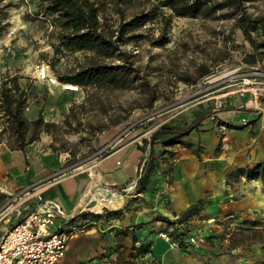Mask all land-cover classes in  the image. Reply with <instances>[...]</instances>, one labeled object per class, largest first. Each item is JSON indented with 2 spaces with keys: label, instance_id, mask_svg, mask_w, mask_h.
Segmentation results:
<instances>
[{
  "label": "crops",
  "instance_id": "0c3cea01",
  "mask_svg": "<svg viewBox=\"0 0 264 264\" xmlns=\"http://www.w3.org/2000/svg\"><path fill=\"white\" fill-rule=\"evenodd\" d=\"M39 110L30 105L24 116L32 120ZM215 117L217 127L209 122L213 118H207L185 139L201 147L204 160L200 163L189 150L174 147V158L154 172L142 194L134 193L143 157L138 146L160 124L127 132L93 167L67 175L58 176L60 160L44 151L50 143L46 134L45 138L40 136L44 148L30 146L28 152L5 150L0 154V197L40 183L37 192L62 214L51 231L68 236L65 256L56 264H264L263 245L229 249L225 239L220 237L222 242L217 243L212 237L219 232L218 226L214 229L207 225L201 231L193 228L197 242L180 248L164 222L176 220L203 198L211 200L207 204L210 206L191 219L192 227L203 214L221 213L227 207L226 218L232 217V212L247 215L258 209L262 188L225 203L223 191L213 192L217 183L224 182V175L210 172L204 165L208 163L219 170V165L244 167L264 160V105L256 102V107L247 113L217 109ZM227 125L232 128H226ZM220 129L225 130L221 139ZM244 187L261 186L257 181L242 180L233 184L231 196L242 193ZM24 208L21 206L13 213L14 225L20 222ZM212 217L201 222L210 224Z\"/></svg>",
  "mask_w": 264,
  "mask_h": 264
},
{
  "label": "rangeland",
  "instance_id": "374dc122",
  "mask_svg": "<svg viewBox=\"0 0 264 264\" xmlns=\"http://www.w3.org/2000/svg\"><path fill=\"white\" fill-rule=\"evenodd\" d=\"M38 4L39 0H0V80L7 75L16 76L21 87L24 89L28 87L32 92L23 115L28 106L35 105L38 110H42L45 121L61 124L70 106L78 107L83 103L84 93L81 89L78 92H68L58 86L49 87L36 79L35 69L43 62L57 77L68 74L77 68L82 60V54L68 53L58 46L56 28L51 24L52 17L43 13ZM246 7L247 12L252 15L264 14V1H255ZM134 9L136 8L133 7L129 12ZM104 15L103 17L116 19L110 7H107ZM149 29L152 31L148 32ZM156 29V24H150L137 33L155 37ZM126 49L132 54L135 67L142 72L145 67L153 71L149 73L148 80L154 85L157 100L151 109L136 108L125 122L101 134L82 132L65 134L63 131L55 136V155L62 165L58 168L60 171L58 176L93 167L110 151L117 139L131 130L150 129L173 119L191 121L196 114L205 112L211 113L209 118L213 119L209 122L217 127L219 125L215 117L217 109L229 108L247 113L256 107V102L264 105V51L260 50L261 54L256 64H245L243 58L251 53V49L241 32L232 29L231 21L174 18L166 47L151 48L147 40H142L129 44ZM200 65L208 68L210 73L207 76L200 78L193 85L181 80L183 77H196ZM141 101L142 97L135 91L115 92L110 95V103L113 105L122 104L130 107ZM92 116L85 115L83 120L90 118L93 121ZM241 121L239 119L240 123ZM3 125L4 118L0 116V129ZM220 130L221 139L225 137V130ZM41 137L45 138V135L41 134ZM47 141L50 143L45 146L44 151L52 153L49 146L54 142V137L48 136ZM29 148L25 151L28 152ZM31 148H44V144L39 140L32 144ZM5 150L8 149L0 146V154ZM203 160L204 156L201 155L198 162L201 163ZM213 166L205 163L204 168L222 175L233 169L219 165L217 170ZM232 186L229 188L220 181L214 187L216 191H212L218 194L223 191V197H227L223 198V201L229 203L235 197L243 198L247 191L261 190V187L255 189L244 187L241 190L244 194L231 196ZM1 195L0 205L7 197V194ZM258 199V209L254 212L247 215L232 212L230 215L232 217L229 218H226L229 216L228 207L221 213L207 212L208 216L203 214L202 219L207 221L213 216L214 221L207 224L199 220L193 228L201 231L207 225L213 226L214 229L218 226L219 232L212 237L216 238L217 243H221L220 237L224 226L232 230L241 227L244 220L264 221V193L259 195ZM206 202L211 203V200ZM209 206L206 205L205 209ZM13 225L12 215L6 222L1 223L4 229Z\"/></svg>",
  "mask_w": 264,
  "mask_h": 264
},
{
  "label": "trees",
  "instance_id": "16d2710c",
  "mask_svg": "<svg viewBox=\"0 0 264 264\" xmlns=\"http://www.w3.org/2000/svg\"><path fill=\"white\" fill-rule=\"evenodd\" d=\"M255 1L264 0H39L38 6L43 13L52 17L51 24L56 28L58 46L65 52L82 54L77 68L58 76V79L80 87L84 93L83 103L78 107L70 106L61 124L45 121L41 109L36 118L29 120L23 115V110L32 92L28 87H21L18 77H2L0 116L4 118V125L0 129V146L9 151L24 152L39 142L41 134H46L54 137L49 148L55 155V136L63 131L65 134H101L125 122L134 109H151L157 100L154 85L148 80L149 73L153 71L145 67L142 72L135 67L133 56L126 48L142 40H147L151 48L166 47L174 18L231 21L232 29L241 32L251 49L243 62L247 65L256 64L260 50L264 51V14L252 15L246 7ZM107 7L116 16L115 20L103 17ZM133 7L136 9L129 12ZM150 24L157 25L155 37L137 33ZM197 70L196 77H183L181 80L193 85L210 73L205 65H200ZM126 91H135L142 97L141 103L130 107L110 103L112 93ZM88 114L93 115V121L90 118L83 120ZM210 116V112H205L196 114L191 121L173 119L160 124L148 139L142 140L138 148L143 152V157L134 193L145 192L154 172L174 158V147L185 148L200 160L201 147L185 139ZM226 128L231 129L232 126L227 125ZM242 180L257 181L264 190V160L244 167H234L224 173V184L227 187ZM206 203L204 198L199 199L176 220H164L171 228L170 237L180 248H185L186 238L193 230L189 222L200 216ZM199 220L204 219L200 217ZM221 237L227 241L229 249L254 244H261L264 248V221L244 220L241 227L232 230L224 226Z\"/></svg>",
  "mask_w": 264,
  "mask_h": 264
},
{
  "label": "built area",
  "instance_id": "2783aa9c",
  "mask_svg": "<svg viewBox=\"0 0 264 264\" xmlns=\"http://www.w3.org/2000/svg\"><path fill=\"white\" fill-rule=\"evenodd\" d=\"M36 79L49 87L58 86L64 91L78 92L80 87L60 82L47 64L40 63L35 69ZM38 184L8 194L0 205V264H56L66 253L68 236L58 231H51L56 219L61 217L59 208L42 198L37 192ZM25 206L19 223L4 229L13 213ZM167 238L165 234L160 235ZM197 242L196 232L192 230L186 243Z\"/></svg>",
  "mask_w": 264,
  "mask_h": 264
}]
</instances>
